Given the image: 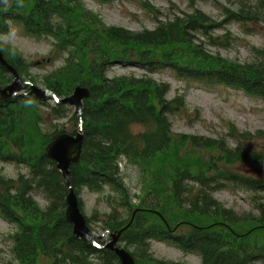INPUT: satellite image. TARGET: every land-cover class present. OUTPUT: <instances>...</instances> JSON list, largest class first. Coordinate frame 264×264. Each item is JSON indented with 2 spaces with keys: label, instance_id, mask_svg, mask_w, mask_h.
Returning a JSON list of instances; mask_svg holds the SVG:
<instances>
[{
  "label": "trees",
  "instance_id": "trees-1",
  "mask_svg": "<svg viewBox=\"0 0 264 264\" xmlns=\"http://www.w3.org/2000/svg\"><path fill=\"white\" fill-rule=\"evenodd\" d=\"M141 1L158 21L154 30L133 32L107 25L83 0H8L7 4L0 0V35L12 21L27 36L52 38L49 61L59 58L63 63L41 82L59 98L71 95L77 86L91 89L90 99L84 102L82 157L72 165L70 181L77 195L83 189L101 193L105 187L118 195L117 208L104 216L103 230L122 229L136 209L162 214L170 229L155 214L138 211L132 226L122 234L120 240L126 249H132L137 264H183L153 258L149 254L152 240L198 254L201 264H264V198L256 195L264 192V179L242 171L247 165H264V152L257 147L249 150L241 141L232 148L224 140L175 135L170 117L185 109L184 97L166 99L169 85L150 76L170 70L181 80L224 85L264 99V50L255 49L259 58L245 64L212 55L203 49V43H196L194 33L200 32L209 44L227 46L228 40L216 42L212 36L221 22L199 10L161 21L154 14L156 9ZM226 1L235 9L225 10V22H264V0ZM0 49L23 79L38 83L29 71L35 64L27 63L17 49L5 50L1 43ZM114 65L140 68L145 75L109 78ZM11 81L0 66V88ZM48 101L53 100L20 96L0 102V162L28 169L27 177L20 175L17 180L0 173V214L16 227L11 237L13 253L21 264H119L113 252L74 237L65 219L67 189L44 150L66 130L51 133L42 129ZM69 113L70 108L55 104L49 115L59 121ZM71 120L76 124L70 131L74 134L75 115ZM140 126L146 130L138 133L135 129ZM228 130L231 138L248 140L251 147L255 146L253 139H264V131L240 134L231 124ZM202 151L210 153L209 159ZM123 160L138 166L143 176L144 195L137 204L120 172ZM230 187L254 194L251 213H236L212 199L215 190ZM33 192L48 200L46 209L38 207ZM183 227L187 231L177 234Z\"/></svg>",
  "mask_w": 264,
  "mask_h": 264
},
{
  "label": "rangeland",
  "instance_id": "rangeland-1",
  "mask_svg": "<svg viewBox=\"0 0 264 264\" xmlns=\"http://www.w3.org/2000/svg\"><path fill=\"white\" fill-rule=\"evenodd\" d=\"M234 1V0H231ZM87 9L97 13L103 21L110 26H118L133 32H141L145 29L154 30L157 27V20L151 12L146 11L140 0L115 1L108 4H100L93 0H83ZM154 9V14L159 20H171L173 18H183L192 14L194 10H199L211 19L221 22L222 26L213 30L212 36L216 37V42L228 40L227 46L209 44L200 32L194 33L196 43L202 44L203 49L212 55L219 54L223 59L238 62L241 64L252 63L255 58H259L255 49L264 50V22L240 23L226 21L225 10H234L235 7L226 0H148ZM9 28L5 34L0 35V43L7 50V47L17 49L22 53L27 63L35 64L30 68V74L38 79L35 84L39 88L42 79L49 72L62 65V60L52 57L53 40L49 37H30L23 33L22 29L14 22L8 21ZM122 75H134L141 77L145 72L140 68H131L114 65L108 72V77ZM156 79L157 83L168 84L170 91L166 99H172L181 95L184 97L185 109L180 113L171 116L170 122L172 132L175 135H189L208 139L224 140L229 146L234 148L237 141H241L243 146L249 150L252 148L262 149L264 152V139H253L254 145L250 146L247 141L240 137L231 138L229 136L228 125L231 124L243 133L255 134L264 131V99L251 97L244 92L224 85L207 86L195 81L179 80L177 75L169 70L158 71L150 75ZM24 93V92H23ZM65 98V97H64ZM49 107H44L47 122L42 125L45 132L53 133L56 129L68 132L75 129V121H72V109L67 117L59 121H54L50 114L55 106L53 101H48ZM68 108V106H67ZM145 127H137L136 132H144ZM248 145V146H247ZM205 158L209 159L210 153L202 151ZM216 155V153H214ZM122 174L125 182L131 190L133 204L138 203L137 195L143 197V176L137 166L122 164ZM246 175H251L256 179H264V165L244 166ZM0 173L7 179L17 180L22 174L27 177L28 170L25 166H18L10 162H0ZM194 185V184H192ZM145 187V186H144ZM111 190L106 188L103 193H91L83 189L80 199L83 203V211L91 220L92 233L102 242L107 241L103 234L104 216L118 206L117 196L110 194ZM197 192L194 186L192 194ZM264 198V192L257 193ZM34 201L42 210L49 205L48 200L42 193L33 192ZM254 194L240 188H220L211 195L212 199L224 205L227 209H232L236 213H251L253 211L252 199ZM257 213V212H256ZM97 214V217L95 216ZM97 219V220H96ZM16 227L5 221L0 215V264H21L13 254L14 242L12 236ZM187 231L183 227L177 234ZM123 245V244H122ZM132 250V249H131ZM149 254L157 260L183 264H201V258L197 254L185 253L175 245L167 242L151 241Z\"/></svg>",
  "mask_w": 264,
  "mask_h": 264
},
{
  "label": "water",
  "instance_id": "water-1",
  "mask_svg": "<svg viewBox=\"0 0 264 264\" xmlns=\"http://www.w3.org/2000/svg\"><path fill=\"white\" fill-rule=\"evenodd\" d=\"M0 65L5 67L13 77L11 84L4 88H0V101L20 96L22 95L21 92L26 88H29L30 95H33L40 100L55 98V94L52 91L39 88L22 79L17 70L6 61L1 50ZM90 95L91 92L88 87L78 86L69 97L61 100L62 104L74 108V113L79 122L78 130L75 135H70L68 133L58 135L45 149L46 157L55 162L56 169L61 173L68 189L65 219L72 225L74 236L85 243L96 240V237L91 233V230L87 225V220L80 210L78 197L74 191L69 176L71 166L79 163L81 160L84 142V136L82 133L84 125L83 108L84 101L88 100ZM155 213L159 215L158 212ZM133 220L134 215L127 226L111 235V241L104 247L105 249L114 252L119 258L121 264H136L133 255L126 249L118 246V242L123 232L131 226Z\"/></svg>",
  "mask_w": 264,
  "mask_h": 264
},
{
  "label": "clouds",
  "instance_id": "clouds-1",
  "mask_svg": "<svg viewBox=\"0 0 264 264\" xmlns=\"http://www.w3.org/2000/svg\"><path fill=\"white\" fill-rule=\"evenodd\" d=\"M4 3L7 4L8 3V0H4Z\"/></svg>",
  "mask_w": 264,
  "mask_h": 264
}]
</instances>
